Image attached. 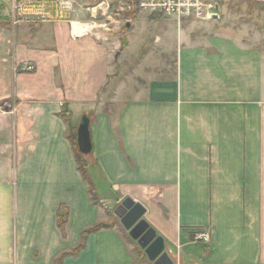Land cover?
<instances>
[{
	"label": "crops",
	"instance_id": "1",
	"mask_svg": "<svg viewBox=\"0 0 264 264\" xmlns=\"http://www.w3.org/2000/svg\"><path fill=\"white\" fill-rule=\"evenodd\" d=\"M73 22L0 19V264H153L113 212L126 197L174 264H264L263 49L179 31L136 56L134 21L123 45ZM83 116L97 204L69 138Z\"/></svg>",
	"mask_w": 264,
	"mask_h": 264
},
{
	"label": "rangeland",
	"instance_id": "2",
	"mask_svg": "<svg viewBox=\"0 0 264 264\" xmlns=\"http://www.w3.org/2000/svg\"><path fill=\"white\" fill-rule=\"evenodd\" d=\"M102 1L105 0H75V11L70 20L75 19L90 23L93 25L92 32L108 34L110 40H119L122 45V36L128 31L126 28L127 22L134 21L129 54H133L138 50L136 56H139L145 49L159 47L160 45L154 41L156 34L161 37L163 43L171 44L179 31H181L185 40L192 38L194 41L213 39L219 35L238 36L251 48H261L264 51V6L253 0H217L220 9L216 17L206 20L192 18L179 22L173 16L158 13L151 14L147 10H143L136 19L138 11L133 18L132 15H129L133 12V7L130 5L131 8H127L128 0H108L109 8L103 14L102 11L105 6L103 4L99 5ZM92 8H97L94 11L95 13L93 12L94 17L90 12ZM9 12L10 0H0V19L8 18ZM145 12L149 13L151 18L159 20L150 22ZM144 38L147 39L145 43ZM167 60L172 73L175 65L173 55L167 56ZM198 236L199 234L196 237L197 239L205 240L204 238H198Z\"/></svg>",
	"mask_w": 264,
	"mask_h": 264
},
{
	"label": "built area",
	"instance_id": "3",
	"mask_svg": "<svg viewBox=\"0 0 264 264\" xmlns=\"http://www.w3.org/2000/svg\"><path fill=\"white\" fill-rule=\"evenodd\" d=\"M75 0H10L12 24L20 21L38 22L44 20H70ZM127 8L137 7L138 11L147 10L149 13L173 16L178 21L185 19H211L217 16L220 9L217 0H128ZM102 13L109 8L108 0L102 1ZM97 6V8L99 7ZM131 5V6H130ZM97 8L90 10L91 14ZM132 10V9H131ZM95 13V12H94ZM93 17L95 14L92 15ZM23 71H31L34 65L24 61L18 66ZM206 233H199L198 238L206 239Z\"/></svg>",
	"mask_w": 264,
	"mask_h": 264
},
{
	"label": "water",
	"instance_id": "4",
	"mask_svg": "<svg viewBox=\"0 0 264 264\" xmlns=\"http://www.w3.org/2000/svg\"><path fill=\"white\" fill-rule=\"evenodd\" d=\"M89 125V118L83 116L76 130L77 146L83 155H88L92 151ZM113 212L153 264H174L165 249L163 238L157 235L156 230L143 218L145 208L140 203L126 197Z\"/></svg>",
	"mask_w": 264,
	"mask_h": 264
},
{
	"label": "trees",
	"instance_id": "5",
	"mask_svg": "<svg viewBox=\"0 0 264 264\" xmlns=\"http://www.w3.org/2000/svg\"><path fill=\"white\" fill-rule=\"evenodd\" d=\"M253 1H255L257 4L264 6V1H262V0H253ZM137 12H138V9H137V7H135L133 12L130 13L129 15H132L134 18L135 14ZM60 114L64 115L63 112ZM69 138L72 142L74 155H75V159H76V164H77V169L80 171V173L82 174L84 179L88 182V186H89L88 191H89L90 199H91L92 203L97 204L98 198L96 195L95 183L92 180L90 173L88 171V161L78 149L77 141H76V129L74 127H69ZM57 218H58V224L60 226V229H63V225H64L65 219H66L65 209L64 210H62V208L58 209ZM108 226L109 225L106 223H98V224H94V225L84 229L81 233V241L78 244V246L75 249H73L72 254L77 253L84 246V241H85V238L88 234L95 232L101 228L108 227Z\"/></svg>",
	"mask_w": 264,
	"mask_h": 264
},
{
	"label": "bare ground",
	"instance_id": "6",
	"mask_svg": "<svg viewBox=\"0 0 264 264\" xmlns=\"http://www.w3.org/2000/svg\"><path fill=\"white\" fill-rule=\"evenodd\" d=\"M92 27H93V25L90 23L73 22V28L77 33H82V32H84V31H86Z\"/></svg>",
	"mask_w": 264,
	"mask_h": 264
}]
</instances>
